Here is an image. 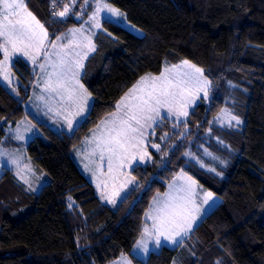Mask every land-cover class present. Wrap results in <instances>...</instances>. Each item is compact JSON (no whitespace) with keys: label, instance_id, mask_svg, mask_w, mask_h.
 Listing matches in <instances>:
<instances>
[{"label":"trees","instance_id":"1","mask_svg":"<svg viewBox=\"0 0 264 264\" xmlns=\"http://www.w3.org/2000/svg\"><path fill=\"white\" fill-rule=\"evenodd\" d=\"M24 1L51 41L89 18V12L84 22L77 18L86 0L64 19L54 13L68 0ZM108 2L143 35L104 21L82 75L93 98L87 118L71 134L35 120L41 136L27 154L50 181L30 193L11 170L0 179V264H109L122 255L134 264H264V0ZM184 60L203 69L211 82L209 98L185 122L163 119L154 128L150 161L130 172L136 185L117 206L107 204L74 150L141 77ZM13 68L21 80L16 92L0 82V144L7 129L28 115L25 104L38 75L21 58ZM225 108L244 120L243 128L215 124ZM197 144L223 162L221 176L186 158ZM181 170L221 202L180 245L164 246L143 261L133 249L146 214Z\"/></svg>","mask_w":264,"mask_h":264},{"label":"snow or ice","instance_id":"2","mask_svg":"<svg viewBox=\"0 0 264 264\" xmlns=\"http://www.w3.org/2000/svg\"><path fill=\"white\" fill-rule=\"evenodd\" d=\"M103 8L110 14L106 22L119 26L126 20L125 14L111 7L110 4H103ZM100 11L101 5L97 4L90 21L85 23L90 22L92 27L100 28L98 19ZM68 12L69 6L65 5L63 11L54 15L65 17ZM113 17L117 19L114 20ZM70 31L73 34L83 33L84 29ZM63 39V36H57L55 41H51L52 49L58 50L54 53L48 52L45 50L48 32L44 25L28 11L24 0H0V50L3 51L4 63H7L10 55L19 53L35 65L42 54L48 62L39 64L41 71L48 77L44 81L45 90L54 93L60 97L61 101L74 108L75 112L70 113L71 115H80L86 107H91L88 104L91 93L79 80L80 69L83 68L82 61L87 57V52L81 54L75 51H64L68 45L56 43ZM84 39L88 41L84 47L94 51L95 46L91 43L90 37H84ZM52 54L58 57L55 62L51 60ZM49 66L52 68L51 72L47 70ZM185 66L187 71L184 70ZM8 78L5 74L4 79L8 80ZM209 86L210 82L204 76L203 69L196 67L188 60L171 68L165 67L164 71L157 76L149 74L141 77L117 103L116 111L111 114V117L97 126L98 129L102 128V131L99 136L93 138L95 142L93 151L94 154L99 153L100 161L103 162L107 158L108 174L115 179L114 173L126 175L122 171L126 167L132 166L133 163H142L146 157L150 160V154L143 147L147 130L160 119L174 116L179 121L181 117H187L189 106L200 99V93H203V98L208 97ZM162 109H166L164 116L161 115ZM231 119L237 124L241 123L235 116ZM68 126L72 128L71 119H68ZM21 138L17 136V139ZM152 147L157 151L160 150L157 144H152ZM185 155L190 154L185 153ZM210 170L215 171V169ZM177 179L183 180L184 184L179 187L170 185L172 190L165 194V199H154L153 212L146 214L147 218L153 221V225L151 231L145 227L144 233L149 237L154 235L157 246L161 244V237L175 244L177 237L186 236L196 222V214L200 212L196 202L197 182L187 176L183 170ZM97 187L100 185L98 184ZM69 199L71 200V197ZM212 199V192L204 193V204H208ZM109 202L115 203V200H109ZM137 246L142 247L145 252L148 251V245L143 240L139 241Z\"/></svg>","mask_w":264,"mask_h":264},{"label":"rangeland","instance_id":"3","mask_svg":"<svg viewBox=\"0 0 264 264\" xmlns=\"http://www.w3.org/2000/svg\"><path fill=\"white\" fill-rule=\"evenodd\" d=\"M59 2H62V0H59ZM78 3H79V0H68V3H66V5L69 6L68 14L65 17H60L58 15H55V16L59 19L68 18L71 14H73V10L76 7H78ZM105 3L110 4L108 2V0H87V2H85L83 5V9H86L88 7H91V9H86V10L82 9V11L77 15V18L79 20H82V22H84L85 21V19H84L85 12H89L88 13L89 18L86 21H90V17H92L94 12L96 11L97 4L101 5V11H100L99 16H98L99 22L101 24L100 28H94V27H92L90 22L85 23L86 22L85 21L80 27H74V28L70 29V30H75V29L83 28L84 29L83 33L76 32L73 34V32L68 30L67 32H65L61 35L64 37L63 40L56 41L57 44L68 45V47L66 49H64V51H75V52H80L81 54H83L84 52H87V57L85 59H83V61H82L83 68L80 69L81 73L84 72V66H85L88 58L90 56H92L96 51V43H95L96 34L103 31V22L106 21L107 16L110 15L107 13V10L103 8V4H105ZM64 7H65V5H64ZM64 7H63V9H60L59 12L63 11ZM111 7L116 8L113 5H111ZM116 9H118V8H116ZM28 11H30V10L28 9ZM36 19H37V17H36ZM113 19L115 20L117 18L113 17ZM120 26L128 29L129 31H131L132 33H134L136 35H139V36L143 35V32L139 28L135 27L132 23H130L127 19ZM84 37H90L91 43L95 46L94 51H90L88 48L84 47V45H86L88 42L87 40L84 39ZM70 41H71V43H69ZM50 42H51V40H50V36L48 33V42H46L47 48H48L47 51L50 53H54L58 49H56V50L52 49ZM17 58L26 59V61L32 67H34L35 71L39 72L38 84L40 86V84L43 82L46 75L39 68V64H41V63L47 64L48 62L45 59H43V60H40L39 63L37 62L34 65L30 60L27 59V57H23L19 53H15V54L10 55L6 64L4 63V58L2 61H0V82L5 87L10 89V91H12L13 93L16 92L17 88L19 87V85L21 83L19 76L17 75V73L15 72V70L13 68L14 63H15V59H17ZM57 59H58V57L55 54H52L51 60L53 62H55ZM190 63L193 64L192 62H190ZM179 64H181V62L178 64H173V65H179ZM173 65L166 64L165 67L171 68ZM165 67H164V69H165ZM164 69H163V71H164ZM47 70L49 72H51L52 71L51 66H49L47 68ZM184 70L185 71L188 70L186 66H185ZM5 74L8 75V77H9L8 80L4 79ZM151 75L157 76L159 74H156V75L151 74ZM145 76H147V75H145ZM204 76H205V74H204ZM80 79H81V77H80ZM207 80L209 81L208 78H207ZM80 83L83 84L82 80H80ZM84 88H86V87L84 86ZM210 88H211V82H210V86H209V90H208V97L206 99L209 98ZM199 95H200V99L195 100V102L189 106V108H188L189 114L200 103V101L202 99H204L203 93H200ZM38 97H39L38 87L35 86V89L32 90V95H31L30 99L25 104V108L27 110L28 115L26 117H24L18 123L17 126H14V127L10 126L7 129V136L4 139V141L0 144V179L3 177L6 170H11V171H13V173L17 177V179L20 181V183L24 186V188L30 193H39L41 191V189L50 181V178L46 173L38 171L36 169V166L33 164L32 160L28 157V154H27V146L30 144V142H32L35 138L41 136V131H40L39 127L37 126V124H35V120L40 122V123L47 124L49 127H51L52 129H54L55 131H57L59 133L71 134L87 118V116L89 115V112L92 108V105H93V98H92V96H90L89 100H88V104L91 107H86L84 112L81 113L80 115H71L70 113H74L75 109L72 111L66 109L63 112L55 111L49 105L46 104V101L43 98L40 99ZM39 104H43V109L37 108V106ZM114 112H112V113H114ZM111 114L107 115L104 119H102V121L109 119L111 117ZM165 114H166V109H162L161 115L164 116ZM189 114L187 117H181L179 121L174 116L168 117L166 119H169V120L176 122V123H183L188 119ZM232 116H235L233 114V112L230 109L225 108L220 113V115L216 118L215 124L221 128H235V129L243 128V126L245 124L244 120L235 116L241 121V123L237 124L235 120L231 119ZM68 119L72 120V128L71 129L68 126ZM162 120L163 119L158 120L157 123L152 126V128H149L147 130V134H146V137L144 139V144H143V147L147 150V152H148L147 145H148V141H149V135L151 132H153L154 128ZM102 121H100V123L98 125H102ZM181 121H183V122H181ZM101 131H102V128L101 129H98V127L94 128L89 133V135L84 138L83 142L76 147V149L74 150L73 156H74L76 163L78 164V166L82 170V172L86 176H88L89 179L96 186L98 184L100 185V187H97V189L101 193V195L104 197L103 199H105L107 204L115 207L126 196V194H128V192L136 185L135 180L133 179V177L130 173L131 170L136 165L146 164L150 160L146 157L144 162H142V163H133L132 166L126 167L125 169L122 170L123 172L126 173V175H119V174L114 173L113 175H115V179H113L112 176H110L108 174L107 158H105V161L102 162L99 159V153L97 152L94 154V151H93L95 148V142H94L93 138H94V136H99ZM17 136H20L22 138L17 139ZM188 153L190 155H187L186 158L189 161L196 163L203 170H205L207 172H212L214 174L220 173V171L218 170V166L222 165L223 163L221 162V160L216 156V154L208 146L203 145V144H197L196 148L189 150ZM13 161H15V163H13ZM201 165H203V166H201ZM210 169H215V171H211ZM179 174L169 184L166 192L157 195V197L155 198L156 200L165 199V194L169 193L172 190V189H170V185H174L175 187H179L182 184H184L183 180L177 179ZM219 175L221 176V173ZM187 176H189V175L187 174ZM128 181H130V182H128ZM122 185H123V187H122ZM196 191L198 193V195L196 197V202L200 207V212L198 214H196L197 219H196V222L193 224L191 231H189L186 236L177 237L176 238L177 243H175V244H173L171 241H165L164 238L161 237L160 238L161 244L159 246H157L155 243L154 235L152 237H149L147 234L143 233L142 237L138 240V242L141 240L145 241L148 245V251L145 252L142 247H138L137 246L138 242H137L134 249H133V255L134 256H136L137 258H139L143 261H146L152 253L160 252L164 246H167L170 248L177 247L186 238H188V236L203 221V219L209 213H211L217 207V205L221 202V200L215 194H213V199L211 201H209L208 204H204L203 203L204 193L209 192V191L207 189H205L198 182L196 183ZM115 193H119V194L116 195ZM109 200H115V203H110ZM153 207H154V203H152L151 208L148 211V213L153 212ZM153 214H155V213H153ZM146 219H147V223H146L145 227H147L151 231L153 221L151 219H148L147 216H146ZM129 262H130V264H134L129 255H122L119 259H117V260H115L109 264H129Z\"/></svg>","mask_w":264,"mask_h":264},{"label":"crops","instance_id":"4","mask_svg":"<svg viewBox=\"0 0 264 264\" xmlns=\"http://www.w3.org/2000/svg\"><path fill=\"white\" fill-rule=\"evenodd\" d=\"M25 2V1H24ZM26 4V3H25ZM27 7V6H26ZM48 48H46L45 50H47ZM3 52V51H2ZM17 59H19V58H17ZM17 59H15V61L17 60ZM21 59H23V60H25L26 61V59H24V58H21ZM44 59V57H43V55L41 54L39 57H38V59H37V62L39 63L40 62V60H43ZM27 62V61H26ZM28 63V62H27ZM29 64V63H28ZM30 65V64H29ZM85 67V66H84ZM34 68V67H33ZM37 79H36V82H35V85H34V88H33V90L35 89V86H37L38 87V94H39V97L38 98H40V99H44L45 101H46V104L47 105H49L53 110H55V111H60V112H63V111H65L66 109L67 110H70V111H72V110H74V108H72V107H70L66 102H63V101H61L60 100V97H58V96H56L54 93H49L48 91H46L45 90V83H44V81L48 78L47 76H45V78H44V80H43V82L40 84V86H39V84H38V79H39V72H37ZM82 75H83V73H81L80 72V76H79V79H80V77H81V79L80 80H82ZM31 95H32V93H31ZM30 99V98H29ZM48 106V107H49ZM37 108H42L43 109V104H39L38 106H37ZM96 186V185H95ZM97 187V186H96Z\"/></svg>","mask_w":264,"mask_h":264}]
</instances>
